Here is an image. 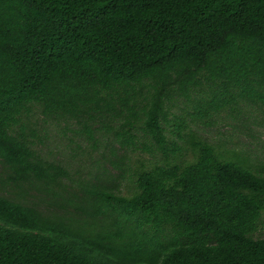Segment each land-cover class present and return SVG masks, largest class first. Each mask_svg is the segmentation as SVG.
Returning a JSON list of instances; mask_svg holds the SVG:
<instances>
[{
    "label": "trees",
    "instance_id": "16d2710c",
    "mask_svg": "<svg viewBox=\"0 0 264 264\" xmlns=\"http://www.w3.org/2000/svg\"><path fill=\"white\" fill-rule=\"evenodd\" d=\"M180 101L264 108V0H0V264H264V166L190 131L178 162ZM34 108L87 175L44 154Z\"/></svg>",
    "mask_w": 264,
    "mask_h": 264
},
{
    "label": "rangeland",
    "instance_id": "374dc122",
    "mask_svg": "<svg viewBox=\"0 0 264 264\" xmlns=\"http://www.w3.org/2000/svg\"><path fill=\"white\" fill-rule=\"evenodd\" d=\"M192 103L178 102L173 106L171 115L169 116L170 122L166 127L168 130L173 131L175 128L176 117L183 118V122L187 125L186 130H181L182 139L178 140V144L182 147L179 156H176L178 162H186L192 160L193 152L187 139L186 134L195 133L205 138L216 146L228 147L243 153L249 159L250 165L253 170L261 171L264 166V108L258 105H251L245 102H240L237 109L233 112L222 110L214 115L208 123L192 119L191 113L193 112ZM32 122L37 123V127L42 129L45 125L46 132L49 138L47 144L40 145L39 147L50 158L59 161L66 165L71 171L81 172L87 175L88 168L95 166L94 160L89 161L87 154H81V149H77L76 144H79L84 151H89V147H85V142L81 136L73 135L71 131L67 132V138L71 137L73 141L69 143L66 137H58L59 129H57L56 121L54 124L44 123V116L40 113L38 108H34L32 114ZM182 120V119H181ZM65 122L59 121V127H64ZM73 127V123L69 124ZM77 149V151H76ZM93 153V152H92ZM95 154V153H94ZM131 155L132 162L136 158L144 161L151 159L152 162L160 161L162 157L159 154H152L151 156L140 149L128 153ZM97 155H93L96 157ZM134 183L127 177L122 179L118 188L122 193L128 194L134 190ZM264 214V213H263ZM254 237H264V215L262 223L253 234Z\"/></svg>",
    "mask_w": 264,
    "mask_h": 264
}]
</instances>
